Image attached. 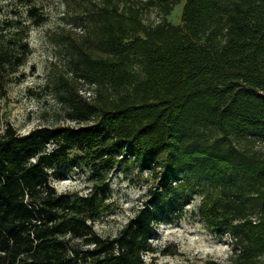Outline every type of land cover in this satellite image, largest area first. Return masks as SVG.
Masks as SVG:
<instances>
[{"label":"trees","instance_id":"1","mask_svg":"<svg viewBox=\"0 0 264 264\" xmlns=\"http://www.w3.org/2000/svg\"><path fill=\"white\" fill-rule=\"evenodd\" d=\"M95 1L76 65L99 87V104L74 127L0 136V264H145L157 226L178 221L191 197L190 173L231 190L198 206L206 228L232 239L229 263L259 264L264 0ZM182 1V24L167 23ZM149 8L156 23L144 22ZM70 154L91 172L88 194L48 183L46 167ZM128 158L150 172V186L119 233L102 237L93 225L109 211L106 172Z\"/></svg>","mask_w":264,"mask_h":264},{"label":"rangeland","instance_id":"2","mask_svg":"<svg viewBox=\"0 0 264 264\" xmlns=\"http://www.w3.org/2000/svg\"><path fill=\"white\" fill-rule=\"evenodd\" d=\"M95 0H0V136L7 128L22 136L38 127H74L91 105L99 104V87L77 68V47L92 37L94 25L85 13ZM180 2L166 22L182 24ZM146 24L159 21L154 8L145 10ZM24 44L28 47L26 50ZM19 61V64H17ZM85 111V112H84ZM212 138L216 133L203 131ZM54 144L50 143L49 150ZM264 156V145L255 149ZM48 183L57 193L88 194L91 172L75 162L72 154L61 165L46 167ZM191 197L178 221L157 226L150 240L151 251L142 255L145 264H230L232 239L206 228L198 216L204 195L231 192L224 185L186 174ZM110 189L105 203L109 211L94 223L102 237H115L141 205L150 186V172L133 158L106 172ZM254 209L251 216L256 217ZM264 264V255L259 257Z\"/></svg>","mask_w":264,"mask_h":264}]
</instances>
